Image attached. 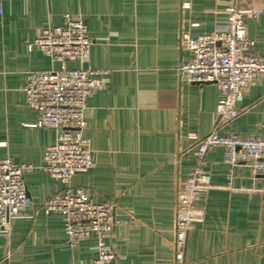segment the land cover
Returning a JSON list of instances; mask_svg holds the SVG:
<instances>
[{
  "label": "crops",
  "instance_id": "crops-1",
  "mask_svg": "<svg viewBox=\"0 0 264 264\" xmlns=\"http://www.w3.org/2000/svg\"><path fill=\"white\" fill-rule=\"evenodd\" d=\"M233 2L264 8V0H0V158L34 166L25 175L30 204L0 232V264H95L98 254L96 234L71 245L62 213L44 208L65 186L44 167L57 132L33 125L25 92L33 70L60 66L34 45L38 31L69 14L87 21L93 44L84 61L67 66L93 68L103 82L85 110L97 166L73 175L71 185L93 202L116 203L124 224L108 239L114 264H175L180 188L198 162L199 140L217 124L221 98L215 83L182 75L192 56L185 36L224 28ZM244 20L264 54V12ZM238 107L219 133L263 134L264 82L251 85ZM205 161L212 186L199 191L202 214L191 218L186 264H264V174L226 161L223 146Z\"/></svg>",
  "mask_w": 264,
  "mask_h": 264
},
{
  "label": "built area",
  "instance_id": "built-area-1",
  "mask_svg": "<svg viewBox=\"0 0 264 264\" xmlns=\"http://www.w3.org/2000/svg\"><path fill=\"white\" fill-rule=\"evenodd\" d=\"M264 12V8L246 9L233 2L225 6L226 26L197 37L185 36L192 56L180 66L190 82L215 83L221 92L218 121L211 132L198 142L197 164L184 180L179 195L176 220L174 263L186 264L185 249L191 218L201 215L197 208L199 191L210 188L211 176L204 170L205 155L215 146L224 147L225 160L233 165L245 163L257 175L264 174V133L221 135L219 128L239 116L238 103L256 82H264V54L254 49L247 37L245 14ZM93 44L87 21L79 14H69L59 25L40 28L34 45L59 67L33 70L25 87L27 104L37 113L38 127L55 129L56 140L44 155V167L51 176L65 184L44 204L46 211L63 215L68 242L96 234L98 244L95 264H114L118 254L108 243L113 231L124 224L116 216V203L93 202L82 188H73V175L97 166L84 135L85 110L89 97L103 85L90 67H69L67 62L84 61ZM32 47V45H30ZM32 164H18L11 157L0 158V232L8 233L11 222L30 204L25 175Z\"/></svg>",
  "mask_w": 264,
  "mask_h": 264
}]
</instances>
